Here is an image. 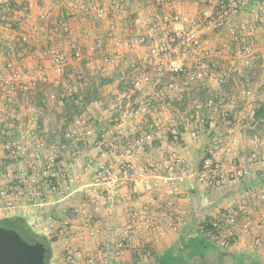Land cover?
<instances>
[{
    "label": "crops",
    "instance_id": "1",
    "mask_svg": "<svg viewBox=\"0 0 264 264\" xmlns=\"http://www.w3.org/2000/svg\"><path fill=\"white\" fill-rule=\"evenodd\" d=\"M4 1L14 2L17 6L5 17L15 25V30L22 32L25 20L33 30L28 43L19 44L14 41L16 48L9 52L2 38L3 13L0 12V63L10 59L19 67H25L41 62L47 72L48 83L41 84L33 91L38 92V102H43L39 109L42 135L55 140L59 131L69 126L76 116L82 115L94 129L95 137L80 142L61 137L59 156L66 163L75 162L77 166L72 182H68L69 171L66 168L58 170L55 167L58 175L42 186L45 191L42 203L18 204L12 212L0 200V219L11 216L24 218L35 233L51 240L50 257L61 264L64 261L67 264H264V231L244 232L228 249L217 248L213 240L205 235L208 221L213 218L215 211L224 207L228 198L238 189L264 187V120L261 128L252 122L244 128L235 121L237 117L238 120L243 118L240 114L242 108L238 113L236 110L235 115L229 116L230 121L233 120L232 131L239 138L244 152L256 150V147L260 149V159L249 165L250 174L247 177L241 181L228 179L224 187L218 189L199 182L195 175L201 169L202 155L219 160L223 169L240 164L239 159L229 161L219 151L220 142L217 139L229 131L222 117L206 106L196 110L193 105L194 100L204 103L206 99L213 98L217 101L218 93L234 91L235 85L237 90L236 80L230 76L226 83L220 85L222 90L211 84L209 87L219 88L220 91H216L205 89L204 86H187L179 78L164 72L159 78L155 77L153 87L134 89L124 77L134 66L141 67L140 57L148 52L147 45L134 41L140 33L152 35L150 29L146 30L144 26L148 19L145 13L167 11L172 15L180 13L197 18L200 10L208 6L211 0H147L151 4L144 9L137 5L140 0H127L124 4L125 13L114 15L108 9L107 15L99 20L82 10L75 15H68V0ZM80 1L86 5L106 4L103 0ZM245 10L240 17L242 19L247 17V5ZM152 14L157 16L156 13ZM63 22L68 25V32L46 34L48 26ZM110 24L115 25V30L110 28ZM178 26L174 23L172 27ZM202 36L211 47L224 42L231 46L238 44L225 29H203ZM96 37L103 40V45L91 51ZM117 38L121 40L118 44L115 43ZM47 46H57L65 53L66 64L60 72L43 57L42 51ZM108 50L114 53L115 61L103 65L101 59ZM80 52L83 55L76 60L72 55ZM226 62V59H221L223 65ZM148 69L153 72L152 66H148ZM80 73L84 78L77 81L76 76ZM172 80L176 81L178 89L161 97V89ZM253 85L261 89L260 83L254 82ZM68 86H73L74 90L63 103L57 100V104L51 103L50 108L49 103H44L50 100L48 95L51 93L48 91L57 95ZM24 104L27 102L18 98L17 110L10 116L5 118V114L0 113V128L22 123L26 118L22 113L20 115L19 109ZM78 104L83 106L81 110ZM142 105L146 106L145 111L141 110ZM198 117L202 123L197 120ZM200 127H204L206 132L192 139L188 135L189 130ZM173 132L180 137L178 143L171 139ZM144 133H150L152 141L132 154L125 155L122 147ZM4 140L0 136V184L5 183L9 190H13L18 184L17 170L22 165L7 158L3 149ZM101 152L109 160L134 163L139 174L148 175L146 182L154 180L149 173L164 157L180 155L189 162L193 171L181 184V193L175 197L172 208L159 201V207L152 209L154 213L166 212L163 219L159 218L157 225L162 233L154 236L148 223H142L133 247L127 248L115 258L106 255L104 247L111 237L120 235L128 225H134V219H137H130L128 215L121 214L120 210L132 211V203L144 196L146 191L141 184L134 188L121 185L109 190L100 183L95 163L101 159ZM44 163L42 157L36 165L38 167ZM64 178H67L68 187L63 185ZM248 206L255 219L264 216V201L257 196L248 200ZM141 217L139 220L147 219L144 215ZM95 227L99 228L98 233L91 231ZM139 256L140 260L137 261ZM89 257L93 259L92 262H89Z\"/></svg>",
    "mask_w": 264,
    "mask_h": 264
},
{
    "label": "built area",
    "instance_id": "2",
    "mask_svg": "<svg viewBox=\"0 0 264 264\" xmlns=\"http://www.w3.org/2000/svg\"><path fill=\"white\" fill-rule=\"evenodd\" d=\"M103 1L106 4L86 5L80 0H68L66 9L68 15H75L82 10L90 13L95 20L104 18L108 9L114 15L125 13L124 4L127 0ZM246 5L247 17L242 19L240 17L245 12ZM7 11V1L0 0V12L4 14ZM163 20L164 22L171 20L179 26L164 31L159 21L152 20L150 30L154 34L149 36L147 54L140 57L141 67L134 66L124 77L134 89H144L153 87L155 77L159 78L164 72L179 78L185 85L191 87L210 86L211 84L220 86L230 76H236V95L226 90L218 95L217 101L213 98L206 99L204 103L194 100L193 105L196 110L206 106L222 117L229 131L217 139L220 142L219 151L229 161L239 159L240 164H233L228 169H223L219 160L208 156L202 159L201 169L195 175L199 182L218 189L224 187L228 179L241 181L250 174L249 165L257 160V156L254 152H244L239 138L232 131L233 126L229 116L236 110L238 111V107L242 104L240 114L247 120L242 127L246 128L253 121L259 106L264 105V87L260 89L253 85L255 71L261 69L264 72V0H211L208 6L200 10L197 18L175 13L169 17L166 15ZM1 21L2 38L6 41L9 52H13L16 48L14 41L19 44L28 43L33 27L26 20L23 23L22 32H18L8 22H4L3 16H1ZM110 28L115 30V25L110 24ZM203 29L213 31L225 29L238 44L231 46L224 42L211 47L202 36ZM63 31H69L65 22L55 23L46 28L47 35L60 34ZM134 41L143 44L146 37L138 34ZM120 42L119 38L115 41L116 44ZM125 44L130 43L125 42ZM93 45L91 51L102 47L103 40L96 37ZM42 53L59 72L66 64V55L57 46H47ZM221 59H226L225 65L221 63ZM101 60L103 65H110L115 61V55L108 50ZM148 66H152L153 72L148 69ZM77 78L83 79L81 75ZM47 80V72L42 64L19 67L10 59L0 63V113L5 114V118L10 116L14 110H17L19 95L32 93L39 84H44ZM73 88V86H68L61 93L57 95L51 93L48 96L63 103L73 93ZM175 89H178V86L176 81L172 80L161 89L160 96L165 97L166 93ZM239 100L241 104L238 103ZM78 105L81 110L83 106ZM141 110L145 111L146 106L142 105ZM19 112L26 118L22 123L5 125L0 128V136L5 138L3 149L7 158L13 163L22 165L17 170L18 184L13 190H9L5 183L0 184V200H3L12 212L18 204L37 205L44 201L45 191L42 186L58 175V171L54 170L55 167L58 170L66 168L69 171L68 182H72V175L75 174L77 166L75 162L66 163L59 156L61 137L72 142L89 141L95 137L94 129L87 124L82 115L76 116L69 126L59 131L54 140L46 138L40 132L38 107L30 104ZM197 120L202 123L200 117ZM205 132V128L200 127V129H190L188 135L195 139ZM171 139L178 143L180 137L173 132ZM151 141L152 135L144 133L140 137L131 139L122 147V150L128 156ZM262 150L264 151V144H262ZM42 157L45 163L37 167L36 164ZM100 157L101 159L95 163L96 170L100 174L98 181L103 183L107 189L114 190L121 185H131L134 188L141 184L146 191L144 196L132 203V211L120 210L121 214L128 215L130 219L137 218L134 221L138 220V222H133L134 225H128L120 235L109 239L104 251L109 257L115 258L127 248L133 247L142 223H148L154 236L162 233L157 225L159 218L163 219L166 212L154 213L152 209L159 207V201H163L166 207L172 208L175 197L181 193V184L193 171L189 162L180 155L164 157L154 165L152 173H149L154 180L146 182L148 175L139 174L134 163L126 160H109L104 152L100 153ZM63 180L65 181L64 187H68L67 178ZM255 196L264 201V187H242L228 198L224 207L215 211L205 235L213 240L217 248H230L244 232L264 231V216L255 219L248 206V200ZM142 215L147 219L139 220ZM91 231L98 233L99 228L95 227ZM88 260L92 262L93 259L89 257ZM136 260L139 261L140 256Z\"/></svg>",
    "mask_w": 264,
    "mask_h": 264
},
{
    "label": "rangeland",
    "instance_id": "3",
    "mask_svg": "<svg viewBox=\"0 0 264 264\" xmlns=\"http://www.w3.org/2000/svg\"><path fill=\"white\" fill-rule=\"evenodd\" d=\"M148 2V1H147ZM149 2H152V1H149ZM148 4H151V3H146V5H142V3H141V1L137 4L138 5V7H140V9L141 8H143L144 9V7H147V5ZM159 7V6H158ZM161 7V6H160ZM151 8V7H150ZM245 10V9H244ZM246 11V10H245ZM149 13H156V15L157 16H155V15H151V14H149ZM149 13H145L147 16V20H146V24L144 25L145 26V29L147 30V29H150V26H151V24H150V22L152 21V19H151V17H154L153 18V20L154 19H156V21H159V24H160V27H163V29L162 30H171V28H172V26L174 25V23H173V21H171V20H169V21H167V22H164V17L167 15L168 17H169V15H172V14H170V13H168L167 11H164V12H162V11H154V12H149ZM167 13V14H166ZM150 15H151V17H150ZM13 29H15V26L13 27V26H11ZM127 27H130V26H127ZM151 31V30H150ZM153 34H154V32L153 31H151ZM157 34H158V32H156ZM141 34V33H140ZM142 35H144V37H146V41H145V43H143V44H145V45H148L149 44V42H150V40H149V36L148 35H146V34H143L142 33ZM23 46V45H22ZM81 55H83V53L81 54V52L80 53H78V54H75V55H72V56H74L75 58H76V60H77V58H80V56ZM71 56V57H72ZM44 57V56H43ZM45 59H47L46 57H44ZM13 61V60H12ZM14 62V61H13ZM15 63V62H14ZM36 64H42L43 65V63H41V62H37V63H35L34 65H36ZM16 65V64H15ZM18 66V65H17ZM30 66H32V65H30ZM25 67H29V66H25ZM78 75H81L83 78H84V75L83 74H78ZM78 75L76 76V80L77 81H81V79H78L77 77H78ZM48 77V76H47ZM233 78L236 80V76H233ZM253 80H254V82H257V83H260V87L261 88H263L264 87V72H262L261 71V69H257L256 71H255V75L253 76ZM46 83H48V82H46ZM226 83V82H225ZM45 84V83H44ZM38 86H41V84H39ZM37 86V87H38ZM204 88L205 89H209V88H212V87H209V86H204ZM219 88H220V86H219ZM219 88H212V89H215L216 91H218L219 90ZM36 89V88H35ZM221 90H222V88H220ZM63 90H61L59 93H61ZM220 91V90H219ZM49 93H53V94H56V93H54L53 91H48ZM231 92H233V94L234 95H236L237 94V90H236V85H235V90L234 91H231ZM37 93L38 92H36V93H34V92H32V93H30V94H27V95H19V98H23L24 99V101H26L27 102V104H24L23 105V108H21V109H19V111H23L28 105H30V104H34L36 107H38L39 109H40V107L43 105V102L42 101H39L38 102V97H37ZM72 95V94H71ZM71 95H69V96H71ZM218 95H220V93H218ZM68 96V97H69ZM67 97V98H68ZM58 102H60V101H58ZM44 103H49L48 105V107L50 108L51 106V103H56L57 104V99L56 98H50V100L48 101V100H46V101H44ZM238 103H240L241 104V100H239V102ZM239 104V105H240ZM54 106V105H53ZM241 108H242V104L238 107V111H237V113L241 110ZM234 114V113H233ZM235 115V114H234ZM238 116V115H237ZM245 118H241L240 120H238V117H237V119L235 120L236 122H238L239 124H240V126H242L243 124H245V123H247V120L245 119ZM232 121L233 120H231V123H232ZM251 124V123H250ZM250 124H248V125H250ZM227 126V125H226ZM247 128V127H246ZM248 134V133H247ZM223 135V134H222ZM221 135V136H222ZM259 148L258 147H256V150H252V151H249V150H247V153H249V152H254L255 154H256V156H257V160H259L260 159V157H259ZM204 155H202L201 156V158L200 159H202V157H203ZM44 159V158H43ZM42 159H40L38 162H40ZM198 165V164H197ZM37 166V165H36ZM40 166V165H39ZM38 166V167H39ZM25 205H27V204H25ZM29 205V204H28ZM39 235V234H38ZM48 239H51V238H48ZM65 263H63V264H67V262L66 261H64ZM46 264H61V263H56L54 260H52L51 259V257L49 256L48 257V261L46 262Z\"/></svg>",
    "mask_w": 264,
    "mask_h": 264
},
{
    "label": "water",
    "instance_id": "4",
    "mask_svg": "<svg viewBox=\"0 0 264 264\" xmlns=\"http://www.w3.org/2000/svg\"><path fill=\"white\" fill-rule=\"evenodd\" d=\"M45 248L0 225V264H43Z\"/></svg>",
    "mask_w": 264,
    "mask_h": 264
},
{
    "label": "trees",
    "instance_id": "5",
    "mask_svg": "<svg viewBox=\"0 0 264 264\" xmlns=\"http://www.w3.org/2000/svg\"><path fill=\"white\" fill-rule=\"evenodd\" d=\"M142 5H146L147 0H140ZM8 5V11L2 14L4 17V22H8L11 26H15L11 21L6 20L5 17L8 16V13L12 10L15 9L17 6L14 4V2H7ZM264 120V105H260L259 108L256 110L255 115L253 117L252 123H255L257 126L260 128L263 126V121ZM209 155H204V157H208ZM202 159H201V164H202ZM209 224V221H208ZM0 225L4 226L6 228L12 229L15 232L19 233L23 239L30 243H37L41 244L45 248V255L43 259V264H46L48 261V257L50 256V250H49V242L46 240L43 236L38 235L35 233L29 225L26 223V220L20 216H11V217H4L0 219ZM207 228H209V225H207Z\"/></svg>",
    "mask_w": 264,
    "mask_h": 264
}]
</instances>
